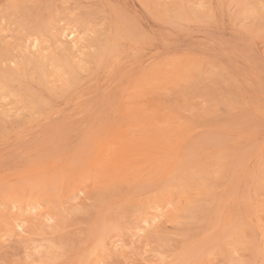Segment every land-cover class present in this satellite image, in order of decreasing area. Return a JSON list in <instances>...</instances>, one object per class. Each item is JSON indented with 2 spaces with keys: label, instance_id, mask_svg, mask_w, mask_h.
I'll use <instances>...</instances> for the list:
<instances>
[{
  "label": "rangeland",
  "instance_id": "374dc122",
  "mask_svg": "<svg viewBox=\"0 0 264 264\" xmlns=\"http://www.w3.org/2000/svg\"><path fill=\"white\" fill-rule=\"evenodd\" d=\"M0 264H264V0H0Z\"/></svg>",
  "mask_w": 264,
  "mask_h": 264
},
{
  "label": "bare ground",
  "instance_id": "6f19581e",
  "mask_svg": "<svg viewBox=\"0 0 264 264\" xmlns=\"http://www.w3.org/2000/svg\"><path fill=\"white\" fill-rule=\"evenodd\" d=\"M30 38V37H29ZM35 42V41H34ZM34 46V45H33ZM35 46H36V44H35ZM34 48V47H33Z\"/></svg>",
  "mask_w": 264,
  "mask_h": 264
}]
</instances>
